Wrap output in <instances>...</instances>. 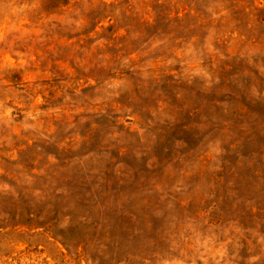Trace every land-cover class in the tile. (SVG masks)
<instances>
[{
	"label": "rangeland",
	"instance_id": "1",
	"mask_svg": "<svg viewBox=\"0 0 264 264\" xmlns=\"http://www.w3.org/2000/svg\"><path fill=\"white\" fill-rule=\"evenodd\" d=\"M0 264H264V0H0Z\"/></svg>",
	"mask_w": 264,
	"mask_h": 264
}]
</instances>
